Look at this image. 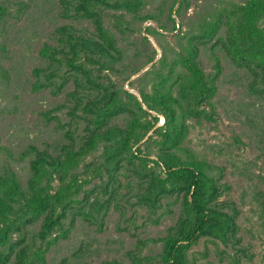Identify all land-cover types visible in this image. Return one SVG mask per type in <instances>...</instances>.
I'll use <instances>...</instances> for the list:
<instances>
[{"label":"rangeland","instance_id":"1","mask_svg":"<svg viewBox=\"0 0 264 264\" xmlns=\"http://www.w3.org/2000/svg\"><path fill=\"white\" fill-rule=\"evenodd\" d=\"M243 1L186 0V8L182 7L178 15L171 12L173 30L167 18L172 0H142L143 7L138 14L151 15L155 22L139 23L124 14L116 23L114 17L122 12L102 9L96 15L102 29L120 51L121 60L114 63L113 68L121 72L91 73L98 76L97 82L109 79L117 89L139 100L137 89L146 87V79L150 77L142 76L143 73L158 69L156 61L162 53L165 59H172L169 48L176 51V42H183L179 38L194 22L215 9ZM0 8L3 9L0 17V175L4 171L11 172L24 188L30 175L29 161L33 158L30 148L63 159V149H77L85 135V123L80 107L76 106L86 102L79 91L84 87L82 84L78 89L79 86L74 85L82 75L62 64L49 82L42 73L38 78L40 86L34 89L33 69L47 66L39 51L44 45H59V28L69 27L76 34L95 38L96 30L92 18L74 14L71 7L64 15L58 0H0ZM145 27L155 34H145ZM224 28L221 26L217 38L223 36ZM208 48H199L196 59L205 77L213 80L215 88L209 99L211 107H199L209 113L208 118L200 115L186 119L187 132L180 147L194 160L206 163V173L212 176L219 191L213 202L220 207L218 210L228 215L234 210L236 242L222 244L214 238L199 237L187 249L186 261L189 264H264V98L249 92L247 85L252 76L246 68L239 69L231 64L219 45L212 47L220 66L216 75ZM151 54L152 62L144 64ZM81 63L85 62L78 56L73 65ZM75 90L76 96L72 95ZM155 116V125L160 127L163 119ZM123 118V115L113 117L109 125L123 127ZM146 136L149 141L140 149L154 160L155 141H159V137L150 132ZM100 152V147H96L78 159L72 168L80 191L71 203L72 209L60 220L62 232L53 233L52 237L56 235L54 242L49 237L37 241L39 221L26 226V241L34 240L43 252V264H130L133 255H138V264H155L159 259L161 244L158 239L180 215L179 201L174 195L163 197L155 212H150L135 203L138 182L133 177L120 178V188L113 196L115 202L94 216L89 202L93 197L102 201L107 196L101 193L105 177H96L94 170L100 162ZM177 154L183 157L181 152ZM85 165L87 171H84ZM146 167L152 169V163L148 162ZM152 171L157 172V168L153 167ZM67 180L68 176L62 172L52 173L51 193ZM84 197L87 200H82ZM136 241L146 242L140 252L135 248ZM6 264H11V260Z\"/></svg>","mask_w":264,"mask_h":264},{"label":"trees","instance_id":"2","mask_svg":"<svg viewBox=\"0 0 264 264\" xmlns=\"http://www.w3.org/2000/svg\"><path fill=\"white\" fill-rule=\"evenodd\" d=\"M58 1L64 15L67 8L71 7L74 14L92 18L96 38L76 34L69 27L59 28V45H44L39 51V56L46 61L47 66L33 69L36 80L32 87L37 89L40 86L38 78L42 73L45 81L49 82L62 64L82 75L74 81V85L79 86L78 89L82 84L84 87L79 91L86 97V102L76 106L80 107L81 118L85 123V135L77 149H63V159L30 148L33 158L29 161L30 175L24 188H21L11 172L4 171L0 175V264H6L9 260L11 264H43V252L33 243L34 240L26 241L25 228L39 221L35 234L37 241L49 237L54 242L56 235L52 237L53 233L62 232L60 220L67 210L72 209L71 203L80 191L72 168L78 159L96 147H100L101 152L100 162L94 168L95 176L105 177L101 193L107 196L102 201L93 197L89 202L94 216L114 201L113 196L120 188V178L133 177L138 182L135 203L150 212H155L163 197L174 195L179 201L180 215L175 224L167 228L166 234L158 239L161 246L155 264H189L186 251L199 237L214 238L222 244H234V210L228 215L213 204L219 191L212 176L206 173V163L194 160L183 152L180 144L187 132V118L200 115L208 118L209 113L199 107H211L209 99L215 90L213 80L205 77L197 63L199 48L209 47L212 66L217 75L220 66L213 56L212 47L219 45L231 64L239 69L246 68L252 76L247 85L249 92L264 98V0H244L237 5L230 3L229 7L215 9L194 22L179 38L183 42H176V51L169 48L173 58L167 60L162 53L156 61L158 69L143 73L142 76L150 77L146 79L148 90H144L146 87L137 89L139 100L117 89L109 79L97 82L99 78L92 75V71L111 74L121 72L113 68V64L121 60L120 51L112 37L102 29L96 13L102 9L121 11L114 17L116 23L124 14H129L139 23L154 21L151 15L138 14V10L143 7L142 0ZM175 3L176 9L173 10ZM182 7L186 8V0H172L167 16L171 30L175 28L171 12L178 15ZM2 13L3 9L0 8V17ZM221 26L225 27L224 33L217 38ZM158 27L162 28L161 25ZM143 31L145 34H155L146 27ZM78 56L85 63L73 65ZM152 60L153 54L147 57L144 64ZM122 65L120 67L124 68ZM137 71L138 68L133 69L132 74ZM76 93L75 90L72 95L76 96ZM150 112L162 117L160 127L155 125L157 117ZM119 115L124 116L123 127L109 125V120ZM148 132L159 137V141H155L154 160L140 149L149 141V135L146 136ZM177 152H181L183 157ZM148 162L152 163V169L157 168V172L146 167ZM87 169L85 165L84 171ZM54 172L66 174L68 180L51 193V174ZM128 185L129 180L126 187ZM93 191L94 188L88 194ZM145 244L144 241H136V250L140 252ZM137 258L138 255H133L130 264H138Z\"/></svg>","mask_w":264,"mask_h":264}]
</instances>
